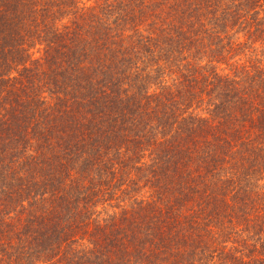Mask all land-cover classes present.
Instances as JSON below:
<instances>
[{
	"label": "trees",
	"instance_id": "trees-1",
	"mask_svg": "<svg viewBox=\"0 0 264 264\" xmlns=\"http://www.w3.org/2000/svg\"><path fill=\"white\" fill-rule=\"evenodd\" d=\"M0 264H264V0H0Z\"/></svg>",
	"mask_w": 264,
	"mask_h": 264
}]
</instances>
